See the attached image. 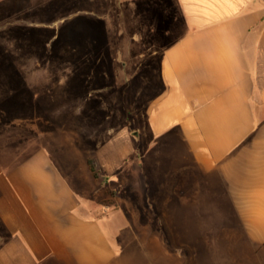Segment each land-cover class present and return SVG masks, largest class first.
Masks as SVG:
<instances>
[{"label":"crops","instance_id":"obj_1","mask_svg":"<svg viewBox=\"0 0 264 264\" xmlns=\"http://www.w3.org/2000/svg\"><path fill=\"white\" fill-rule=\"evenodd\" d=\"M177 1L134 130L86 127L64 151L106 195L44 131L0 153V264H264V0Z\"/></svg>","mask_w":264,"mask_h":264},{"label":"rangeland","instance_id":"obj_2","mask_svg":"<svg viewBox=\"0 0 264 264\" xmlns=\"http://www.w3.org/2000/svg\"><path fill=\"white\" fill-rule=\"evenodd\" d=\"M183 24L177 0H0V153L44 131L56 156L78 162L86 189L106 195L105 179L95 189L80 154L64 151L79 150L86 127L106 134L131 114L141 116L146 78L156 81L161 54ZM175 224L183 237L184 216ZM203 251L196 264H219Z\"/></svg>","mask_w":264,"mask_h":264},{"label":"trees","instance_id":"obj_3","mask_svg":"<svg viewBox=\"0 0 264 264\" xmlns=\"http://www.w3.org/2000/svg\"><path fill=\"white\" fill-rule=\"evenodd\" d=\"M89 165L91 170L93 171L94 175L97 176L96 172H95V166H94V162L93 160H89ZM114 191L110 190V194L114 195Z\"/></svg>","mask_w":264,"mask_h":264}]
</instances>
